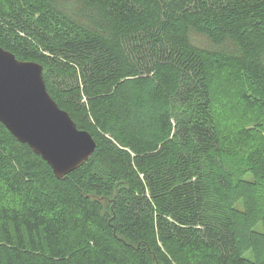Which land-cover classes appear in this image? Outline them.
<instances>
[{"label": "trees", "instance_id": "16d2710c", "mask_svg": "<svg viewBox=\"0 0 264 264\" xmlns=\"http://www.w3.org/2000/svg\"><path fill=\"white\" fill-rule=\"evenodd\" d=\"M0 46L39 63L96 142L57 179L0 123V264H256L204 211L205 187L234 195L230 145L264 183V0H0ZM123 86L140 130L117 112ZM215 87L253 127L218 126Z\"/></svg>", "mask_w": 264, "mask_h": 264}, {"label": "water", "instance_id": "95a60500", "mask_svg": "<svg viewBox=\"0 0 264 264\" xmlns=\"http://www.w3.org/2000/svg\"><path fill=\"white\" fill-rule=\"evenodd\" d=\"M0 123L51 168L57 179L81 167L96 142L46 90L42 66L0 46Z\"/></svg>", "mask_w": 264, "mask_h": 264}, {"label": "rangeland", "instance_id": "374dc122", "mask_svg": "<svg viewBox=\"0 0 264 264\" xmlns=\"http://www.w3.org/2000/svg\"><path fill=\"white\" fill-rule=\"evenodd\" d=\"M220 90L215 87L212 98V109L218 126L225 132H234L239 127H253L254 116L245 115L246 112L238 108L236 95L228 90L219 93ZM131 93L128 86L121 88L117 97V112L130 128L140 130L144 126L145 117L132 106ZM175 112L178 116H184L185 108L175 106ZM240 146L230 145L221 157L223 168L235 184L232 199L226 204L218 203L205 187L204 215L214 224L226 219L233 220L240 238L241 252L256 264H264V183L258 174L251 172L243 159L242 150L246 145ZM202 171L207 175L208 171L204 167Z\"/></svg>", "mask_w": 264, "mask_h": 264}]
</instances>
